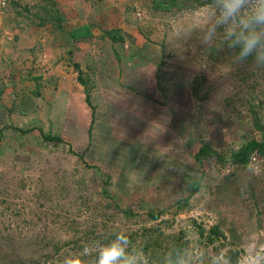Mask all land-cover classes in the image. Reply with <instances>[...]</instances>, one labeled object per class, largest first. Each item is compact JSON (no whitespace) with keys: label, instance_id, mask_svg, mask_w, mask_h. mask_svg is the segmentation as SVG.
Segmentation results:
<instances>
[{"label":"rangeland","instance_id":"obj_1","mask_svg":"<svg viewBox=\"0 0 264 264\" xmlns=\"http://www.w3.org/2000/svg\"><path fill=\"white\" fill-rule=\"evenodd\" d=\"M55 1L62 29L93 26L81 47L40 22L46 0L0 7V264H87L101 247L154 238L157 254L180 240L179 264H264V157L230 158L264 140V0ZM112 25L116 59L157 60L168 93L183 85L186 110L162 101L145 130L122 129L112 107L119 133L91 140L92 158L80 161L69 148L83 152L100 130L73 104L72 85L91 82L74 64L107 58ZM202 143L217 154L198 163ZM146 229L152 237L142 239Z\"/></svg>","mask_w":264,"mask_h":264},{"label":"crops","instance_id":"obj_2","mask_svg":"<svg viewBox=\"0 0 264 264\" xmlns=\"http://www.w3.org/2000/svg\"><path fill=\"white\" fill-rule=\"evenodd\" d=\"M109 3V0H101L100 4L109 5ZM110 10L108 13H110L111 16L112 13ZM60 14L62 18H64V13ZM104 14H106V12L103 10L102 15ZM76 20L77 19H73L72 22ZM76 24L77 27H81L86 23L85 21L81 20V22ZM74 27L73 29L77 28ZM87 27L90 30V28L93 26L87 25ZM117 27L119 28L120 26ZM117 27L112 25L111 27L107 28V32L108 30H115L114 28ZM67 30L70 31L71 29L67 28ZM117 30L118 29H116V31ZM85 32L82 31L80 34H78L79 38H77L78 42L76 43H79V47L85 43V40L89 39L81 38L82 36L84 37L83 34H85ZM105 43L108 44L106 59L103 58L99 61L94 60L91 66L88 64L82 65L81 61H78V63L74 64V66H77L78 71H82V69L86 71L84 74L89 80H91V82L88 84V87L83 84L85 81H83L81 78L80 80L79 77L77 78L78 71H74L72 74L74 76V80L79 79V82H76L72 85V91L74 90L78 98L77 103L75 104L74 102L73 104L77 110H82L83 107V115L85 117L89 116V125L95 126V132L96 128L100 130L97 131V133H94V135L92 133L93 142H97L98 145H102L104 141L108 140L109 138H114L119 133L114 126H110L113 124V121L107 119L110 118V111L114 110L112 107L118 109L122 115H124V117L122 116L123 119H121L122 129L132 123L134 127L137 123V127L143 126V128L146 130L147 125H152L151 123L153 118L157 117L156 114H161L159 113V110L162 108V101H164L165 106H167L166 101L168 100L169 102L171 100L172 103H174L172 108L178 107L185 112L186 108L185 103H183V92L181 91L183 89V85L176 87L177 89H175L174 92L168 93L165 73L161 72L160 70L158 72L156 71V67L159 66L157 60L152 61L149 58L137 61L132 60L131 58L118 60L116 59V40L113 41L111 38L110 40L105 41ZM52 45L53 46L49 45L51 49H56L59 46V44L56 45L55 43ZM145 56L149 57V54H146ZM60 81L61 80H59V82ZM178 89L182 93L177 92ZM69 94H71V92ZM67 97H69V95H67ZM82 98L85 102L79 101V99ZM77 106H80V108H77ZM87 108H89L88 114L86 111L88 110ZM91 115H94V119L90 118ZM119 115L121 114L118 113V116ZM139 120L142 121L140 124ZM108 123L110 124L106 126ZM88 132H90V130ZM131 132L132 130L130 129L129 133ZM146 133H149V130H147ZM89 141L90 140L88 139L87 143H89Z\"/></svg>","mask_w":264,"mask_h":264},{"label":"trees","instance_id":"obj_3","mask_svg":"<svg viewBox=\"0 0 264 264\" xmlns=\"http://www.w3.org/2000/svg\"><path fill=\"white\" fill-rule=\"evenodd\" d=\"M213 0H206V2H212ZM47 6L50 8L48 11L45 7V10L47 11L45 18L41 19L40 22L43 23L45 21H49L51 25L56 27L60 32H62L64 35H67L68 39L70 41L75 40L78 37V34L80 32H85L83 38H88L90 36V30L86 25H83L81 27H77L76 29H71L70 31L64 30L61 28V23L63 22V18L59 12L58 9H56V1L55 0H46ZM160 6V5H159ZM110 39L116 40V30H110L109 32ZM115 35V36H114ZM88 36V37H87ZM81 80V79H80ZM88 101V97H87ZM261 127V126H260ZM28 129L22 131V133H25ZM90 134V132H89ZM43 139H45L46 142H61V137L56 135H43ZM89 143L84 148L83 152L77 153L73 151L71 148H69V152L74 154L79 158L80 161H84V159L92 158L90 156V147H91V140L92 136L89 138ZM253 152H256L261 157H264V140L263 141H256V140H250L246 144L242 146L241 149H239L236 152H233L230 154V158L235 163H246ZM217 154V151L213 149L209 144L202 143L199 149L194 154V159L201 163L203 159ZM157 215V214H156ZM156 215H153V217L156 218ZM199 233L202 236L204 234V230L202 228L199 229ZM207 235L209 237V240H213L212 238L218 237V230L217 227L213 226L210 228V231L207 232ZM142 239L145 237H152V234L150 230L146 229V232L143 235H139ZM77 241V238H76ZM78 242V241H77ZM157 244L158 246H161L160 239L154 238L148 239L147 241H144L142 245H138V248H134V245H131V248H128L127 246H124L122 243H120L118 246H114L111 249H108V247H101L97 249L94 253H90V255H84L86 256L85 259L89 260L90 262L87 264H98L100 261L103 264H135L133 261V255L131 252H134L136 250V254L139 252H144L146 255V258L148 261H150V264H179L178 262V256L181 250L182 243L180 240H174L172 243V250L169 252L168 248L161 249L162 252L157 254ZM142 247V248H141ZM150 248V249H149ZM135 249V250H134ZM231 253L232 259H234V256ZM237 253V252H236ZM141 261H139L140 264Z\"/></svg>","mask_w":264,"mask_h":264},{"label":"built area","instance_id":"obj_4","mask_svg":"<svg viewBox=\"0 0 264 264\" xmlns=\"http://www.w3.org/2000/svg\"><path fill=\"white\" fill-rule=\"evenodd\" d=\"M7 3H8L7 0H0V7L5 8Z\"/></svg>","mask_w":264,"mask_h":264}]
</instances>
